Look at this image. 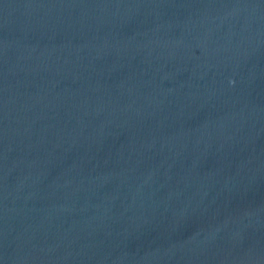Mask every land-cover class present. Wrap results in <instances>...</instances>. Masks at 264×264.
Returning <instances> with one entry per match:
<instances>
[{
  "label": "water",
  "instance_id": "water-1",
  "mask_svg": "<svg viewBox=\"0 0 264 264\" xmlns=\"http://www.w3.org/2000/svg\"><path fill=\"white\" fill-rule=\"evenodd\" d=\"M0 264H264V0H0Z\"/></svg>",
  "mask_w": 264,
  "mask_h": 264
}]
</instances>
